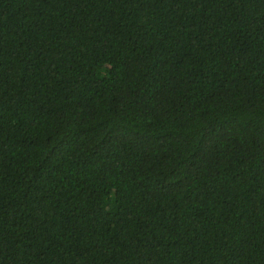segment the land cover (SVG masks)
<instances>
[{
  "label": "trees",
  "instance_id": "trees-1",
  "mask_svg": "<svg viewBox=\"0 0 264 264\" xmlns=\"http://www.w3.org/2000/svg\"><path fill=\"white\" fill-rule=\"evenodd\" d=\"M0 264H264V0H0Z\"/></svg>",
  "mask_w": 264,
  "mask_h": 264
}]
</instances>
